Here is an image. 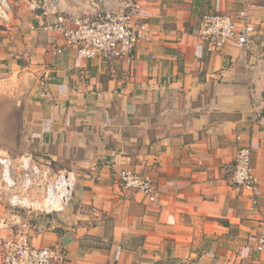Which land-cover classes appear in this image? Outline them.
I'll list each match as a JSON object with an SVG mask.
<instances>
[{"label":"crops","instance_id":"crops-1","mask_svg":"<svg viewBox=\"0 0 264 264\" xmlns=\"http://www.w3.org/2000/svg\"><path fill=\"white\" fill-rule=\"evenodd\" d=\"M135 1L149 37L129 57L103 61L40 27L53 20L42 2L81 14L92 10L87 0H8L0 86L21 94L25 144L74 176L68 207L28 227L31 241L60 244L63 264H264L255 250L264 230V0ZM244 8L249 44L208 51L201 17ZM245 146L257 204L228 181ZM152 160L156 201L123 193L118 171L146 172ZM9 217L0 211L2 238L21 229Z\"/></svg>","mask_w":264,"mask_h":264},{"label":"built area","instance_id":"built-area-1","mask_svg":"<svg viewBox=\"0 0 264 264\" xmlns=\"http://www.w3.org/2000/svg\"><path fill=\"white\" fill-rule=\"evenodd\" d=\"M87 1L92 10L81 14L49 11V5L42 2L41 7L45 13L53 14V20L45 21L40 27L58 31L66 44L74 47L82 57L103 61L129 57L134 47L149 37L150 28L147 22L138 18L135 0ZM38 7L31 5L32 9ZM10 11L8 0H0V21L7 22ZM254 31L249 12L244 8L235 13L204 14L199 23L198 38L208 51L219 52L231 44L247 46ZM251 160L250 147L239 148L229 168L228 181L239 195H246L252 204H257L260 187ZM152 162H147L149 169L146 172L120 169L117 175L121 191L141 194L149 202L156 201ZM73 192L74 176L70 172L54 171L30 153H24L18 159L0 154V200H7L9 207L21 208L34 216L59 213L68 207ZM11 216L13 219L19 217L17 212ZM14 224L9 222L8 226ZM30 236L28 228L25 231L18 229L10 238L0 237V264H63L66 253L60 244L36 246ZM255 244L256 251L264 250V230L258 233Z\"/></svg>","mask_w":264,"mask_h":264},{"label":"rangeland","instance_id":"rangeland-1","mask_svg":"<svg viewBox=\"0 0 264 264\" xmlns=\"http://www.w3.org/2000/svg\"><path fill=\"white\" fill-rule=\"evenodd\" d=\"M8 87L9 85L0 86V154L7 155L12 159H18L24 153H32L36 160L43 161L39 153L32 149L34 143L28 146L25 144L26 139L22 131L23 124L21 120L23 111V106L20 102L21 94L9 95L8 92L5 91L9 89ZM1 196L2 194L0 197ZM6 201L7 200L4 198H1L0 211L2 213H7V215L9 213L10 216L17 212L19 217L15 219L11 217L8 218L10 222L16 223L14 226H19L25 231L28 227L32 228L36 225H43L46 221L45 214L34 216V214L28 213L21 208L16 207V209H13L9 207L10 205Z\"/></svg>","mask_w":264,"mask_h":264}]
</instances>
